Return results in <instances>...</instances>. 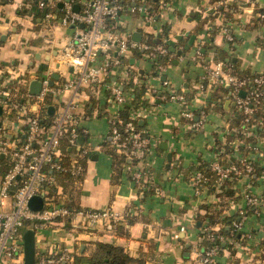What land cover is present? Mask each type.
<instances>
[{
	"label": "crops",
	"instance_id": "1",
	"mask_svg": "<svg viewBox=\"0 0 264 264\" xmlns=\"http://www.w3.org/2000/svg\"><path fill=\"white\" fill-rule=\"evenodd\" d=\"M25 0L0 2V77L4 83L11 74L24 73L31 76L29 85L43 75L63 70L58 64L57 54L69 38V29L55 22L51 27L43 26L40 17L28 13L18 14L16 9L25 5ZM170 0L162 16V22L168 23L166 41L169 49H176L181 37H188L187 47L182 49V58L173 57L165 65L164 78L169 86L161 83L162 75H149L151 64L141 55H129L126 59L131 68L141 74L138 82L146 81V98L139 117L142 128L151 138L152 150L147 152L144 163L152 180L146 186H138L122 170L116 179H112V156L101 143L107 137L109 123L107 113L117 112L122 107L109 97L110 85L117 81L130 79V70L125 65L111 67L104 77L102 91L95 104L89 108L78 106L80 124L88 130L86 138L91 150L85 163V173L76 199L79 205L101 208L110 206L123 216L117 225L106 224L84 226L68 220L53 221L36 233L37 250L56 246L70 254L87 252L95 241L119 244L133 256L141 255L145 264H202L197 253L201 242V226L210 217L211 224H221L224 217L239 216V210L245 209L247 216L240 229L239 237L232 241V249L223 248L215 257L216 264H264V174L252 180L248 174H242L234 184L238 191L236 198L220 200L217 191L204 188L195 191L185 177V170L199 160L211 161L225 149L217 140L225 143L228 131L232 101L224 98L223 109L215 108L217 99L210 87L200 88L202 76L206 73L209 58L219 59L213 45H218L237 61L240 70L250 72L264 71V19L254 25L258 6L264 8V0ZM225 3L235 8L232 17L216 10ZM260 5H259V4ZM258 4V6H257ZM26 6V5H25ZM27 7V6H26ZM28 8V7H27ZM213 12L212 24L216 27L212 36L206 23L196 30L198 20L195 12L205 16ZM161 22V21H160ZM160 24V23H159ZM229 25L234 35L232 48L223 37L221 27ZM153 27L144 25L139 16L123 15L116 31L128 36L133 31H152ZM195 38L189 42L190 36ZM206 45V47H204ZM199 48L200 55H196ZM231 48V49H230ZM176 50V53H177ZM133 58V60H132ZM177 59L174 63L173 60ZM132 60V61H131ZM71 70V68H69ZM68 69V70H69ZM142 69V72H139ZM0 83V85H1ZM156 90V95L149 94L148 88ZM170 88L182 90L189 97L187 107L197 110L210 106L202 123L196 130L189 126V120L181 114L182 105L173 100L160 98ZM124 89L129 96L134 95L132 87ZM256 138L249 142V151L242 152L233 144V150L224 158L235 161L244 156L254 162L264 164L259 151H264V122L258 128H252ZM164 141V142H163ZM166 143V147H164ZM242 143V142H241ZM171 151L170 159L167 152ZM156 185L154 191H148ZM249 189L260 199L258 214L250 208L243 197ZM209 205V210L202 205ZM206 216V217H205ZM199 221V224H197ZM204 222V223H203ZM183 227V229H181Z\"/></svg>",
	"mask_w": 264,
	"mask_h": 264
},
{
	"label": "built area",
	"instance_id": "2",
	"mask_svg": "<svg viewBox=\"0 0 264 264\" xmlns=\"http://www.w3.org/2000/svg\"><path fill=\"white\" fill-rule=\"evenodd\" d=\"M59 1H62L60 7L57 5ZM24 3L33 17H40L43 26L51 27L57 22L68 28L70 34L57 54V62L64 68L57 72L56 78L50 74L39 77L40 85L36 92L29 89L31 76L24 73L11 74L0 85V154L3 153L9 163V167L0 173V264H23L22 234L27 227H32L36 236L40 229L56 220L74 221L84 226L108 224L113 227L118 224L123 215L110 206L68 207L65 204L66 193L63 192L59 177L69 173L79 188L82 183L79 176L84 173L91 150L86 141L88 130L80 124L81 114L77 107H85L91 99L99 98L104 77L111 67L125 65L129 70L137 72L136 68H131L132 65L126 62L129 55L133 56V49L141 50V55L150 64L155 63L156 76L163 74L167 64L158 61L160 54L168 53L163 43L166 36L156 42H148L146 38L149 33L162 31V25L166 24L162 22V16L169 4L168 0H156V8H153L151 0H25ZM75 3L79 4L78 10L74 9ZM123 15L139 16L144 25L153 27L152 31H141L139 40L132 39L130 34L122 36L116 29ZM257 16L263 18L264 12L258 11ZM220 30L226 41L233 40L234 35L230 29L224 26ZM200 54L197 48L196 55ZM182 55L169 52L168 57L182 58ZM207 60L200 88L224 84L228 87L225 97L233 101L244 114L243 121H247L256 109L254 104L264 94V71L250 78L234 70L227 58ZM133 80L137 81V77L134 76ZM161 83L169 86L165 78ZM243 89L244 94L241 95L239 92ZM148 90L149 94L156 95L154 87ZM168 94V100L182 105V116L189 120L190 128L196 130L206 112L195 113L187 107L182 90L170 88ZM109 97L121 107L131 103L122 80L110 85ZM48 105H53L52 113L48 112ZM141 109L143 105L139 104L131 107L130 120L125 123L123 130L118 126L122 122L118 111L109 112L106 116L110 146L124 153L131 161L124 166V170L128 171L138 186L144 187L152 180L144 157L153 147L148 132L132 122L142 116ZM263 122L261 118L259 123ZM255 125H248L243 129L244 133L252 134ZM64 139L69 153L61 148ZM258 153L264 159V151ZM239 159L242 170H253L247 158L242 156ZM210 169L216 174L215 191L230 178L231 171H240L235 165L221 163L217 155L210 161ZM207 180L200 169L190 173L189 181L195 191L206 188ZM35 194L43 198L41 209L34 210L28 206L29 198ZM243 197L246 204L252 207L253 213L258 214L260 199L249 189L243 193ZM238 215L237 219H232L229 233L221 230V224L204 223L201 226L200 237L207 242L205 247L197 246L202 264H216L220 242L227 244L233 241L232 235L240 229L247 213L241 208ZM71 263L72 255L56 246L35 250L34 264Z\"/></svg>",
	"mask_w": 264,
	"mask_h": 264
},
{
	"label": "trees",
	"instance_id": "3",
	"mask_svg": "<svg viewBox=\"0 0 264 264\" xmlns=\"http://www.w3.org/2000/svg\"><path fill=\"white\" fill-rule=\"evenodd\" d=\"M10 0H0V2H8ZM170 1V0H168ZM151 2L153 3V8H156V0H151ZM258 11L260 12H264V8H260L257 7L256 8ZM29 9L24 5L18 9H16V12L18 14H25L28 13ZM216 10H221L224 12V15L226 17H232V13L235 10V8L231 7V5H227V7H225V3L221 4V6L217 7ZM213 12L208 13L205 16H201V13L199 12H195L193 17L196 18L198 20V24L196 26V30L198 29H202L203 25L206 23L207 25H209V29L208 32L210 34V36H212L213 32L215 31V26L212 24V19H213ZM39 12L36 13V15ZM263 18L261 17H256L254 19V25L257 24L258 22H260ZM168 23L163 24L162 25V31L160 33L157 34H153V33H149L147 34V41L148 42H156V41H162L163 36H166L168 33V27H167ZM225 27H229V25L225 26ZM229 29V28H228ZM187 40L188 37H181L178 42L176 43V49H169V44L167 41H164V46L166 48H168V53L164 54V55H159L158 57V61L161 62H170V60L173 58V56L168 57L169 52H174L176 53V50L181 46L182 49H185L187 47ZM228 42L229 46H231L232 48V43L234 42V38L232 41H226ZM214 46V50L216 52V55L219 56V59H223L225 60L227 58V61L231 64L232 68L236 71H238L240 73V75L242 76H248V77H253L254 75H257L263 71H259V72H250L249 70H240L238 68V64L237 61L234 60L233 56L229 53V50H224L222 47L218 46V45H213ZM204 47H206V45H204ZM230 48V49H231ZM133 56L134 57H138L141 55V50L139 49H133ZM136 71H131L130 72V79H128L127 81H123V86L125 84L126 87L130 86L132 87L133 93L134 95L131 97V103L130 104H126L124 105L120 110H118V114L122 119L121 124H118L119 129L123 130L124 125L127 121L130 120L129 118V111L131 109V107H136L139 103L144 102L145 101V91L147 88V83L145 81H134L133 77L136 76L137 78H139V76L141 74H139ZM149 75H157L156 72V68H155V63H151V68L149 71ZM0 83H1V77H0ZM245 89H243L244 91ZM213 91V97L219 101H217V103L215 104V108H218L220 110L223 109V99L226 98L225 95L228 91V87H226L224 84L219 83L216 86H214L212 88ZM168 91H166L165 93H161L160 98L164 99V100H168ZM186 96V103L189 101V97L185 94ZM93 104H95L94 99H91L90 101ZM256 109L254 110V112L249 116V119L247 121H243L244 118V114L241 112V110L233 103L232 101V109H231V114H230V118H229V126H228V131L225 134V143H222L221 141L217 140L216 144H221L225 147L224 150H222V152H218L216 155L219 159V161L221 163L227 164V165H235L236 167H238L240 169V171H231V176L229 179L225 180L224 182L221 183L219 190L217 191V194L220 195V200H223L225 198H236V196H238L236 193L238 192L235 188H234V184L237 181L238 178H240V176L242 174H248L250 176V178L252 180H255V177L260 176L262 174H264V164L260 165V163L254 162L250 159H247L248 162L252 165L253 170L251 172H246L242 167V164L240 162V159L237 158V160L232 161V160H228L225 157V155L228 152H231L233 150V144L237 143L240 141V144L237 145V147L242 150V152L246 153L247 151H249V148L247 144H249V142H251V140L253 141L256 137L253 136V134L250 135H246L243 131V129H245L248 125L252 124V123H256L257 128L261 125V123H259V120L262 118V120L264 121V94L259 97V100L256 104H254ZM86 108H89V103L86 104ZM210 106L205 105L202 106L201 108H199L197 110V112L199 113L200 111H204L207 113V111L209 110ZM132 122L136 125V127L142 128L143 123H139V118L132 120ZM143 129V128H142ZM242 142V143H241ZM102 148L111 154L112 156V165H113V176L112 179H116V177H118L119 173L124 170V166L127 165L129 162L126 155L122 152H117L115 149H113L110 144H109V137L107 135V137L105 138V140L101 143ZM247 146V147H246ZM61 148L63 149L64 152L69 153L70 150L68 149V144L67 141L64 139L61 141ZM132 161H136L135 159H133ZM9 167V163L8 160L6 159V157H0V173H3L7 168ZM195 169H200L201 171H203L205 173V175L207 176V187L208 190L214 191L215 190V185H216V174L215 172L211 171L210 169V161H204V160H199L198 164H192L189 168H187L184 172L186 179L190 180V173L195 170ZM129 178L130 175L128 173L127 170H124ZM85 173V170H84ZM84 173L81 174L79 176V178L81 179V182L84 178ZM59 175V173H58ZM73 176L69 175V173H65L63 176L59 177L60 182H62V188H63V192L66 193V197H65V204L68 207H78L79 204L77 202L76 199V195L79 191V188L76 187L75 183L73 182ZM131 179V178H130ZM156 185H152L151 188L148 189V191H143V194H145L146 192L149 191H154L155 190ZM202 207L207 208V210H209V205L204 204L202 205ZM250 208L248 209L249 211H252V207L249 206ZM206 216H209V218L207 219V221H205V218L202 219V221H204L207 224H211L214 222V219L212 217H210L209 213L206 212ZM205 216V217H206ZM237 215L234 214V216H230V217H224L221 220L222 226H221V230L225 233H229L230 229L232 228V219H237ZM203 222V223H204ZM202 234V232H201ZM233 240L237 239L239 237V233L238 231H235L232 235ZM200 244L205 247L207 245V242L204 239H201ZM227 247L228 249H232V242L231 243H227V244H223L222 242H220V251ZM72 255V263L71 264H81L82 262H85L86 264H145V258L141 255L138 256H133L131 254L128 253V251H126L124 249L123 246L116 244V243H112V242H106V241H95L92 245H90L89 249L87 250V252L82 251L80 253H73Z\"/></svg>",
	"mask_w": 264,
	"mask_h": 264
},
{
	"label": "water",
	"instance_id": "4",
	"mask_svg": "<svg viewBox=\"0 0 264 264\" xmlns=\"http://www.w3.org/2000/svg\"><path fill=\"white\" fill-rule=\"evenodd\" d=\"M57 5L59 7L62 6V1H59L57 3ZM74 9L78 10L79 4L75 3ZM131 38L134 40H139L140 39V33L138 31H133L131 33ZM194 38H195V35L192 34L190 36L189 42H192V40ZM181 53H182L181 49L177 50V54H181ZM132 60H133V58H132ZM173 62L176 63L177 59H174ZM139 72L141 73L142 69H139ZM51 76H52V78H56L58 76V73L55 71L52 73ZM161 78H164V75H162ZM51 81H52V79H51ZM39 85H40L39 80H37V79L32 80L30 85H29V89L32 92H36L39 89ZM239 93L241 95H243L244 91L241 90ZM47 110L49 113H52L54 110L53 105H48ZM0 113H1V106H0ZM195 118H197V116ZM164 147H166V143H165ZM0 157H3V153L0 154ZM170 157H171V151H168L167 152V159H170ZM28 206L34 210L41 209L43 206L42 196L37 195V194L31 196L28 200ZM197 224H199V221H197ZM22 238H23V264H34V262H35V250H36V248H35V230L32 227H27L23 231ZM81 264H86V263L82 262Z\"/></svg>",
	"mask_w": 264,
	"mask_h": 264
}]
</instances>
